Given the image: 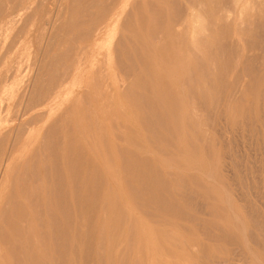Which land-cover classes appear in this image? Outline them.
<instances>
[{
  "label": "rangeland",
  "instance_id": "1",
  "mask_svg": "<svg viewBox=\"0 0 264 264\" xmlns=\"http://www.w3.org/2000/svg\"><path fill=\"white\" fill-rule=\"evenodd\" d=\"M72 1L0 0V264H264V0Z\"/></svg>",
  "mask_w": 264,
  "mask_h": 264
},
{
  "label": "bare ground",
  "instance_id": "2",
  "mask_svg": "<svg viewBox=\"0 0 264 264\" xmlns=\"http://www.w3.org/2000/svg\"><path fill=\"white\" fill-rule=\"evenodd\" d=\"M69 1H70V0H69ZM71 1H72V0H71ZM77 1H78V0H77ZM79 1H80V0H79ZM93 1H94V0H93ZM235 1H236V0H235ZM241 1H242V0H238L239 4H240ZM244 1H245V0H244ZM261 1H263V0H261ZM16 2H17V1H16ZM72 2L75 3L76 0H75V2H74V1H72ZM81 2H82V1H81ZM248 2H249V1H246V2H245V3H246V5H245L246 8H248L247 6L250 4V2H249V4H248ZM10 3H11V2H10ZM45 3H46V2H45ZM78 3H79V2H78ZM84 3H85V2H83L82 5H83ZM89 3H90V2H89ZM89 3H88V4H89ZM98 3H99V2H98ZM241 3H242V2H241ZM251 3H252V2H251ZM253 3H255V2L253 1ZM253 3H252V4H253ZM71 4H72V3H71ZM76 4H77V2H76ZM85 4H87V3H85ZM235 4H236V3H235ZM237 4H238V3H237ZM237 4H236V5H237ZM247 4H248V5H247ZM17 5H18V4H17ZM79 5L81 6L80 3H79ZM71 6H72V5H71ZM74 6H76V5L74 4ZM85 6L88 7L87 5H85ZM85 6H84V7H85ZM90 6H91L90 8H92V7H93V4H92V5L90 4ZM239 6H240V5H239ZM245 6H244V10H248L249 8H248V9H245ZM252 6H253V5H252ZM259 6H260V5H259ZM12 7H13V6H12ZM14 7H15V6H14ZM68 7H69V6H68ZM77 7H78V6H77ZM82 7H83V6H82ZM82 7H81V8H82ZM249 7H250V6H249ZM253 7H254V6H253ZM260 7H261V6H260ZM8 8H9V7H8ZM16 8H17V7H16ZM71 8H73V7H71ZM79 8H80V7H79ZM250 8L252 9V7H250ZM261 8H262V7H261ZM64 9H65V8H64ZM86 9H87V8H86ZM86 9H85V10H86ZM128 9H129V8H128ZM135 9H136V8H135ZM137 9H138V8H137ZM174 9H175V8H174ZM240 9H241V8H240ZM242 9H243V8H242ZM23 10H24V9H23ZM68 10H69V9H68ZM70 10H71V9H70ZM82 10H83V9H82ZM88 10H89V9H88ZM72 11H74V10H72ZM83 11H84V10H83ZM89 11H90V10H89ZM129 11H131V10H129ZM138 11H139V10H138ZM76 12H77V11H76ZM136 12H137V10H136ZM240 12H241V11H240ZM244 12H245V11H244ZM78 13H79V12H78ZM80 13H82V12H80ZM74 14H75V13H74ZM83 14H84V16H85L86 12H84ZM128 14H129V13H128ZM132 14H133V12H132ZM241 14H244V13H241ZM82 16H83V15H82ZM82 16H81V17H82ZM193 16H195V14L191 16V19L194 18ZM196 16H198V15H196ZM81 17H80V18H81ZM241 17H242V16H241ZM198 18H199V17H198ZM47 19H48V18H47ZM172 19H173V18H172ZM195 19H196V18H195ZM195 19H192L193 22L196 21ZM59 20H60V19H59ZM68 20L71 22L72 18H71V20H70V19H68ZM77 20H78V19H77ZM197 20H198V19H197ZM69 21H68V22H69ZM72 21H73V20H72ZM79 21H80V19L78 20L77 23H80ZM81 21H82V20H81ZM139 21H140V19H139ZM147 21H148V20H147ZM198 21H199L200 23L202 22V21H200V19H199ZM64 22H66V21L64 20ZM70 22H69V24L71 25L72 23H70ZM83 22H84V21H83ZM140 22H141V21H140ZM47 23H48V22H47ZM55 23H56V22H55ZM77 23H76V24H77ZM194 23H196V22H194ZM200 23H198V25H199ZM204 23H205V22H204ZM204 23H202V26H203ZM25 25H26V24H25ZM50 25H51V24H50ZM57 25H58V24H57ZM61 25H62V24H61ZM61 25H60V26H61ZM198 25H197V27H198ZM55 26H56V25H55ZM80 26H81V25H80ZM202 26H201V27H202ZM242 26H243V24H242ZM242 26H241V27H242ZM53 27H54V24H53ZM197 27H195V28H197ZM54 28H55V27H54ZM79 28H80V27H79ZM55 29H58V28H55ZM55 29H54V31H56ZM74 29H75V28H74ZM199 29H200V27H199ZM61 30H62V28H61ZM61 30H60V31H61ZM65 30H66V28H65ZM54 31H52V32L54 33ZM200 31H201V30H200ZM200 31H199V32H200ZM201 32H202V31H201ZM203 32L206 33L205 29L203 30ZM203 32H202V33H203ZM53 33H52V34H53ZM57 33H58V32H57ZM80 34H81V33H80ZM60 35H61V34H60ZM193 35H194V34H193ZM196 35H198V33H197ZM201 35H202V34H199V36H201ZM57 36H58V34H57ZM201 37H202V36H201ZM199 38H200V37H199ZM205 38H206V36H205ZM129 40H130V39H129ZM195 40H197V39L195 38ZM249 40H250V39H249ZM51 41H52V39H50V42H51ZM53 43H54V41H53ZM47 44H48V43H47ZM47 44H46V45H47ZM51 44H52V43H51ZM193 44H194V43H193ZM196 44H197V43H196ZM225 44H226V43H225ZM54 45H55V43H54ZM197 45H198V44H197ZM197 45H196V46H197ZM55 46H56V45H55ZM194 46H195V45H194ZM198 46H199V45H198ZM220 46H221V45H220ZM221 47H222V46H221ZM52 48H53V47H52ZM194 49H196V47H194ZM46 50H47V49H46ZM212 50H214V49H212ZM232 50H234V49H232ZM262 50H263V49H262ZM44 51H45V50H44ZM197 51H198V50H197ZM221 51H222V50H221ZM218 52H219V51H218ZM228 52H229V51H228ZM44 53H45V52H44ZM49 53H50V52H49ZM199 53H200V52H199ZM215 54H216V53H215ZM222 54H224V53L222 52ZM45 55H46V54H44V56H45ZM54 55H56V54H54ZM233 55H234V53H233ZM87 56H88V55H87ZM209 56H210V55H209ZM222 56H224V55H222ZM45 57H46V56H45ZM116 57H117V56H116ZM261 57H262V56H261ZM221 58H222V57H221ZM259 58H260V57H259ZM263 58H264V57H263ZM44 59H45V58H44ZM51 59H53V58H51ZM260 59H261V58H260ZM260 59H259V60H260ZM223 60H224V59H223ZM253 60H254V59H253ZM253 60H252V62H254ZM256 60H257V59H256ZM256 60H255V61H256ZM54 61H55V59H54ZM227 61H228V60H227ZM250 61H251V59H250ZM260 61H261V60H260ZM41 62H42V61H41ZM214 62H215V61H214ZM262 62H264V61H262ZM221 63H222V62H221ZM211 64H212V63H211ZM226 64H227V63H226ZM213 65H214V64H213ZM261 65H262V63H261ZM57 66H58V65H57ZM210 67H211V66H210ZM224 67H226V66L224 65ZM254 67H255V66H254ZM24 68H25V67H24ZM227 68H228V66H227ZM235 68H236V66H235ZM242 69H243V68H242ZM207 70H208V68H207ZM214 71H215V70H214ZM224 71H226V70H224ZM242 71H243V70H242ZM257 72L259 73L260 71H258V69H257ZM262 72H263V70H262ZM249 73H251V72H249ZM252 73H253V72H252ZM44 74H45V73H44ZM262 74L264 75V73H262ZM37 75H38V74H37ZM65 75H66V74H65ZM127 75H128V74H127ZM192 75H193V74H192ZM48 76H49V75H48ZM252 76H253V75H252ZM9 77H10V76H9ZM254 77H256V76H254ZM257 78H258V76H257ZM251 79H253V78H251ZM254 79H255V78H254ZM257 80H258V79H257ZM257 80H256V82H257ZM259 80H260V78H259ZM259 80H258V81H259ZM194 81H195V80H194ZM194 81H193V82H194ZM252 82H253V85L256 84V82L254 83V80H253ZM194 84H195V82H194ZM208 84H209V83H208ZM247 84H248V83H247ZM249 86H250V85H249ZM255 86H256V85H255ZM41 87H42V86H41ZM245 90H246V89H245ZM49 92H50V91H49ZM193 92H194V91H193ZM237 92H238V91H237ZM196 93H197V91H196ZM238 93H239V92H238ZM34 94H35V93H34ZM40 94H41V93H40ZM194 95H195V94H194ZM196 95H197V94H196ZM229 97H230V96H229ZM229 97H228V98H229ZM221 98H222V97H221ZM190 99H192V98H190ZM193 99H194V98H193ZM196 100H197V99H196ZM228 100H229V99H228ZM37 101H38V99H37ZM261 101H262V100H261ZM254 103H255V102H254ZM30 104H31V103H30ZM37 105H38V104H37ZM191 105H192V104H191ZM193 105H194V104H193ZM16 107H17V106H16ZM253 110H254V109H253ZM248 111H249V110H248ZM26 112H27V111H26ZM14 113H15V112H14ZM191 113H192V112H191ZM192 115H193V113H192ZM193 116H194V115H193ZM199 118H200V116H199ZM114 121H115V120H114ZM252 122H253V121H252ZM151 123H152V122H151ZM224 124H225V123H224ZM119 125H120V124H119ZM152 125H153V124H152ZM115 126H116V125H115ZM200 127H201V126H200ZM226 127H227V126H226ZM201 128H202V127H201ZM203 128H204V127H203ZM206 129H207V128H206ZM117 130H118V129H117ZM118 131H119V130H118ZM205 132H206V130H205ZM203 133H204V132H203ZM206 133H207V132H206ZM228 133H229V132H228ZM205 135H206V134H205ZM238 135H239V134H238ZM120 136H121V135H120ZM122 136H123V135H122ZM122 136H121V137H122ZM220 136H221V135H220ZM221 138H222V137H221ZM18 140H19V139H18ZM234 140H235V139H234ZM232 141H233V140H232ZM247 141H248V140H247ZM225 142H226V141H225ZM45 144H46V143H45ZM52 145H53V144H52ZM52 145H51V146H52ZM53 146H54V145H53ZM127 150H128V149H127ZM52 153H53V152H52ZM134 154H135V153H134ZM244 157H245V156H244ZM228 159H229V158H228ZM32 165H33V164H32ZM234 165H235V164H234ZM56 168H58V166H57ZM24 169H25V168H24ZM74 169H75V168H74ZM176 170H177V169H176ZM24 172H25V171H24ZM47 172H48V171H47ZM212 173H213V171H212ZM212 173H211V174H212ZM23 174H25V173H23ZM27 174H28V173H27ZM27 174H25V175H27ZM200 174H201V173H200ZM211 174H209L210 176L207 177V179L209 178V180H211V181L213 180V181H214V177H212ZM241 174H242V173H241ZM28 175H29V174H28ZM206 175H207V174H206ZM47 176H48V175H47ZM26 177H27V176H26ZM28 177H29V176H28ZM20 178H21V177H20ZM56 178H57V177H56ZM257 178H258V177H257ZM21 179H23V178H21ZM21 179H20V180H21ZM243 179H244V178H243ZM258 179H259V178H258ZM60 180H61V179H60ZM74 180H75V179H74ZM74 180H73V181H74ZM22 181L24 182V179H23ZM48 182H49V181H48ZM245 182H246V181H245ZM251 183H252V181H251ZM23 184H24V183H23ZM23 184H22V185H23ZM162 184H163V183H162ZM178 184H179V183H178ZM183 184H185V183H183ZM24 185H25V184H24ZM57 185H58V184H57ZM180 185H181V184H180ZM244 185H245V184H244ZM20 186H21V185H20ZM26 186H28V185H26ZM74 186L77 187L75 184H74ZM24 187H25V186H24ZM24 187H22V188H24ZM203 187H204V186H203ZM216 187H217V186H216ZM221 187H222V186H221ZM22 188H21V189H22ZM27 188H28V187H27ZM29 188H30V187H29ZM77 188H78V187H77ZM149 188H150V187H149ZM162 188L164 189V187H162ZM74 189H75V188H74ZM165 189H166V188H165ZM222 189H223V188H222ZM90 190H91V189H90ZM225 190H226V189H225ZM16 191H17V190H16ZM145 191H146V190H145ZM31 192H32V191H31ZM216 192H217V191H216ZM28 193H29V192H28ZM28 193H27V194H28ZM95 193H96V192H95ZM225 193H227V196H228V191L225 192ZM76 195H78V194L76 193ZM161 195H162V194H161ZM188 195H189V194H188ZM229 195H230V193H229ZM163 196H164V195H163ZM181 196H182V195H181ZM183 196H186V195L184 194ZM189 196H190V195H189ZM210 196H211V194H210ZM55 197H56V196H55ZM94 197H95V196H94ZM186 197H187V196H186ZM212 197H213V195H212ZM228 197H229V198H228V199H229L228 202H229V204H230V203H231V201H230V200H231V196H228ZM235 197H236V196H235ZM257 197H258V196H257ZM159 198H160V197H159ZM187 198H188V197H187ZM189 198H190V197H189ZM189 198H188V199H189ZM193 198H195V197L193 196ZM236 198H237V197H236ZM224 199H225V198H224ZM34 200H35V199H34ZM97 200H98V199H97ZM158 200H159V199H158ZM162 200H163V199H162ZM162 200H161V202H162ZM185 200H186V199H185ZM185 200H184V201H185ZM8 201H9V200H8ZM159 201H160V200H159ZM232 201H233V200H232ZM32 202H33V201H32ZM78 202H80V201H78ZM78 202H77V203H78ZM167 202H168V201H167ZM167 202H166V203H167ZM224 202H227L226 199H225ZM228 202H227V203H228ZM245 202H246V201H245ZM29 203H30V202H29ZM152 203H153V202H152ZM158 203H159V202H158ZM162 203H163V202H162ZM162 203H160V204H162ZM164 203H165V202H164ZM189 203H190V202H188L187 204H189ZM61 204H63V203H61ZM160 204H159V205H160ZM173 204H174V203H173ZM187 204H186V205H187ZM192 204H193V203H192ZM198 204H199V203H198ZM232 204H233V203H232ZM160 206H162V205H160ZM168 206L170 207V205H168ZM173 206L175 207L176 204H174ZM202 206H203V205H202ZM202 206H201V207H202ZM204 206H205V205H204ZM229 206H230V205H229ZM232 206H233V205H231V207H232ZM174 207H173V208H174ZM198 207H199V206H198ZM246 207H248V206H246ZM77 208H78V207H77ZM102 208H104V207H102ZM161 208H162V207H161ZM163 208H164V207H163ZM178 208H179V207H178ZM229 209H230V208H229ZM232 209H233V208H232ZM177 210H178V209H177ZM93 211H94V210H93ZM93 211H92V212H93ZM161 211H162V210H161ZM163 211L165 212L166 210L164 209ZM163 211H162V212H163ZM173 211H174V209L172 210V212H173ZM179 211H180V210H179ZM181 211H182V210H181ZM201 211H203V210H201ZM201 211H200V212H201ZM230 211H231V209H230ZM89 212H90V211H89ZM167 212H169V210H168ZM248 212H249V211H248ZM148 213H149V212H148ZM203 213H204V215H205V212H203ZM180 214H182V213H180ZM201 214H202V212H201ZM235 214H236V213H235ZM248 214H249V213H248ZM114 215H115V214H114ZM149 215H150V213H149ZM175 215H176V213H175ZM177 215H178V214H177ZM206 215L208 216V213H207ZM211 215H212V214H211ZM250 215H251V214H250ZM253 215H254V214H253ZM150 216H151V215H150ZM182 216H183V215H182ZM209 216H210V214H209ZM215 216H216V215H215ZM218 216H219V215H218ZM233 216H234V215H233ZM235 216H236V218L234 217V218H235L234 221H236V222L238 221L237 223H239V222H240V217H239L238 215H235ZM248 216H249V215H248ZM255 216H256V215H255ZM183 217H184V216H183ZM192 217H193V216H192ZM187 218H188V217H187ZM253 218H254V216H253ZM185 219H186V218H185ZM197 219H198V218H197ZM256 219H257V218H256ZM190 220H191V219H190ZM191 221H192V220H191ZM193 221H194V220H193ZM200 221H201V218H200ZM252 221H253V220H252ZM25 222H26V221H25ZM203 222H204V221H203ZM236 222H235V223H236ZM256 222L258 223V221H256ZM259 222H260V221H259ZM170 223H171V222H170ZM240 223H241V226H240V227H241V229H240L241 232H239V231H238V232L241 233V235L244 237V240H246V244H247V246H248V249H249L250 252H251L250 254H252V256H253V254H254V256H255L257 253L254 252V248H253L252 245H256L257 243L254 242V237H251V238H250V236H249V232H250L249 230H250V229H248L247 224L244 223L243 220H241ZM252 223H253V222H252ZM260 223H261V222H260ZM263 223H264V222H263ZM199 224H200V223H199ZM199 224H198V225H199ZM254 225L256 226L257 224L254 223ZM89 226H90V225H89ZM201 226H202V225H201ZM252 226H253V225H252ZM258 226H259V225H258ZM238 227H239V226H238ZM238 227H237V228H238ZM260 227H261V226H260ZM235 228H236V227H235ZM237 228H236V229H237ZM4 229H5V228H4ZM208 229H209V228H208ZM113 230H114V229H113ZM185 230H186V229H185ZM257 230H259V227L257 228ZM263 230H264V228H263ZM263 230H262L261 232L264 233ZM3 231H4V230H3ZM168 231H169V229H168ZM98 232H99V231H98ZM211 232H212V231H211ZM222 232H223V231H222ZM130 233H131V232H130ZM205 233H206V232H205ZM205 233H203V234H205ZM223 233H224V232H223ZM239 233H238V234H239ZM224 234H225V233H224ZM238 234H237V235H238ZM227 235H228V234H227ZM241 235H238V236H241ZM250 235H251V233H250ZM260 235H261V234H260ZM76 236H77V235H76ZM206 236H207V235H206ZM209 236H210V235H209ZM215 236H216V235H215ZM228 236L230 237V235H228ZM251 236H252V235H251ZM262 236H263V235H262ZM101 237H102V236H101ZM213 237H214V236H213ZM229 237H228V238H229ZM209 238H210V237H209ZM218 238H220V240H221V238H222V241H223V238H224V237H218ZM231 238H233V237H231ZM252 238H253V239H252ZM263 238H264V237H263ZM255 239H256V238H255ZM210 240H211V239H210ZM225 240H226V239H225ZM227 240H228V239H227ZM227 240H226V242H227ZM240 240H241V239H240ZM177 241H178V240H177ZM211 241H212V240H211ZM230 241H231V240H230ZM232 241H233V240H232ZM234 241H235V240H234ZM242 241H243V239H242ZM126 242H127V239H126ZM218 242H219V241H218ZM244 242H245V241H244ZM258 243H259V242H258ZM227 244H228V243H227ZM246 244H245V246H246ZM177 245H178V244H177ZM186 246H188V245H186ZM200 246H202V245H200ZM216 246H217V245H216ZM162 247H163V246H162ZM188 247H189V246H188ZM188 247H187V248H188ZM206 247H207V246H206ZM101 248H102V247H101ZM101 248H100V249H101ZM178 248H179V247H178ZM199 248H200V247H199ZM217 248L220 250L219 247H217ZM217 248H216V250H218ZM221 248H222V247H221ZM258 248H259V246H258ZM194 249H196V248H194ZM205 249H206V248H205ZM210 249H211V248H210ZM222 249H223V248H222ZM248 249H247V250H248ZM196 250H197V249H196ZM196 250H195V251H196ZM200 250H201V249H200ZM207 250H208V248H207ZM224 250H225V249H224ZM235 250H237V249H235ZM255 250H256V249H255ZM190 251H191V249H190ZM201 251H202V250H201ZM197 252H198V250H197ZM220 252H221V250H220ZM235 252H236V251H235ZM256 252H257V251H256ZM130 253H131V252H130ZM191 253H193V251H192ZM194 253H195V252H194ZM204 253H205V252H203V254H204ZM206 254H207V253H206ZM221 254L223 255V253H221ZM193 255H194V254H193ZM200 255H201V254H200ZM200 255H199V256H200ZM212 255H213V254H212ZM130 256H131V255H130ZM202 256H203V255H202ZM202 256H200V257H202ZM207 256H208V255H207ZM214 256H215V255H214ZM197 257H198V256H197ZM206 258H207V257H206ZM217 258H218V256H217ZM192 259H193V258H192ZM201 259L204 261L203 258H201ZM213 259H214V258H213ZM254 259H255V260L257 259V263L259 264L260 260H259V258H258L257 255H256V258L254 257ZM258 261H259V262H258ZM102 262H103V261H102ZM137 262H138V261H137ZM205 262H207V261H205ZM205 262H204V263H205ZM211 262H212V261H211ZM129 263H130V262H129ZM225 263H226V262H225ZM205 264H206V263H205ZM212 264H213V262H212ZM220 264H221V263H220ZM260 264H261V263H260Z\"/></svg>",
  "mask_w": 264,
  "mask_h": 264
}]
</instances>
